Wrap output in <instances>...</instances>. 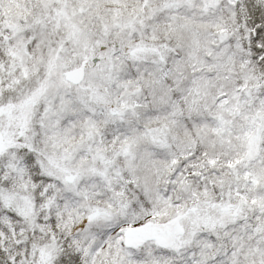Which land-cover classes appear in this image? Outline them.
<instances>
[{"label":"snow or ice","instance_id":"6c2138e0","mask_svg":"<svg viewBox=\"0 0 264 264\" xmlns=\"http://www.w3.org/2000/svg\"><path fill=\"white\" fill-rule=\"evenodd\" d=\"M0 264H264V0H0Z\"/></svg>","mask_w":264,"mask_h":264}]
</instances>
